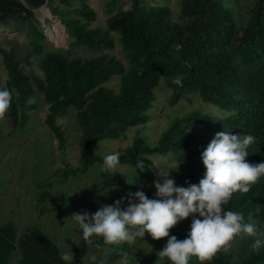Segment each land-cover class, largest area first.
I'll list each match as a JSON object with an SVG mask.
<instances>
[{"label":"trees","instance_id":"1","mask_svg":"<svg viewBox=\"0 0 264 264\" xmlns=\"http://www.w3.org/2000/svg\"><path fill=\"white\" fill-rule=\"evenodd\" d=\"M28 2L41 6L46 0ZM48 5L65 25L70 45L87 47L95 54L69 57L61 49H47L48 35L34 18L33 10L21 0H0V22L18 16L30 24L33 32L32 52L26 53L23 60L30 72L15 46L0 48L7 71L5 83L0 77V90L7 88L12 93L8 113L15 128L26 127L31 111L37 107L31 100L41 92L48 104L46 124L61 149L66 147L67 135L58 120L66 117L71 107L76 110V122L83 130L81 164H67L64 181L85 173L95 163L103 164L107 154L94 152L97 141L119 139L131 127L146 124L156 100L155 89L162 83L171 90L172 103L198 93L225 114L193 111L178 117L154 146L146 145L143 137L136 134L121 153L120 165L136 168L137 160H144L145 170L150 173L142 191L149 199L156 198L154 181L158 172L154 154L176 155L174 165L165 174L171 173L177 186L199 185L206 171L201 156L209 144L197 146L204 133L226 131L241 138L254 135L256 142L249 147L246 159L252 164L264 163V0L248 3L241 23L222 0H181L178 16L169 5L131 0L130 8L116 10L117 0H109L105 27L91 26L97 11L88 0H80L79 5L72 0H48ZM113 33L119 35L128 65L111 52L117 40ZM34 54L42 56L39 72L32 60ZM116 77L117 88L106 85ZM178 77L181 85L173 83ZM109 173H103L104 188L123 184L118 177L108 179ZM47 196L48 192H43L41 201ZM224 207L225 211L242 213L250 223L253 212L264 211V176L248 193H234ZM18 233L13 221L0 225V264H10L15 253L19 254L15 264H70L61 258L60 248L42 229L34 227ZM173 235L180 240L175 227L170 230V237ZM87 250L83 241L71 264H80ZM119 257L112 252L106 259L111 262ZM160 264L171 262L162 258ZM206 264H264V247L236 261L233 252L224 250Z\"/></svg>","mask_w":264,"mask_h":264},{"label":"rangeland","instance_id":"2","mask_svg":"<svg viewBox=\"0 0 264 264\" xmlns=\"http://www.w3.org/2000/svg\"><path fill=\"white\" fill-rule=\"evenodd\" d=\"M29 0H27L28 2ZM74 5H79L80 0H72ZM90 5L97 11V19L91 26H106L107 2L109 0H88ZM181 0H145L150 5H169L174 14L178 16ZM252 0H222L231 8L241 23L245 16V6ZM61 0H55L60 3ZM28 4L31 8L39 7ZM48 5V4H47ZM131 6V0H117L116 10L127 9ZM50 9L49 5L43 9ZM48 10V9H47ZM49 11V10H48ZM34 12V11H33ZM45 17V18H44ZM34 18L40 21L48 35L47 49H61L69 57L76 55L90 56L95 52L84 46H71V38L66 27L60 23V19L49 11L44 15L41 9L34 12ZM32 28L30 24L15 16L7 22H0V48L15 46L22 61L28 52H32L31 39ZM116 47L111 50L126 65L128 61L123 57L122 45L119 35L113 33ZM42 56L34 54L32 60L35 69L39 72V64ZM25 69L30 72L31 68L23 61ZM0 77L3 83L7 79V71L0 54ZM119 77L114 78L106 85L117 88ZM156 100L149 110L150 120L146 124L131 127L125 136L119 139H103L97 141L93 150L96 154L106 155L116 151L123 153L133 142L137 133L143 137L145 144L154 146L161 134L167 130L170 124L178 117H182L193 111H201L216 116H223L225 111L213 103L205 102L198 93H192L176 103H172L171 90L162 83L155 89ZM32 102L37 107L31 111L25 128H15L7 113L5 121L0 122V220H17L18 227L22 229L38 227L53 239L61 252L68 251L69 247L73 253V260L77 248L83 243L82 230L78 223L72 218L73 214L84 212L94 214L101 205H114L118 199H124L122 205L127 204L128 194L142 191L143 182L150 173L147 170L140 171L129 165H119L114 172L108 174V179H122L121 185H109L103 187L105 178L102 171L103 164L95 163L85 173H79L63 180L64 168L67 164L79 166L80 162V140L83 130L76 122V110L71 107L66 117L58 121L62 124L67 143L64 149L58 145V141L46 124L48 104L43 94L38 92ZM215 136V133H204L197 146L207 145ZM152 158L156 162L157 172L165 174L166 169L174 165L176 155L154 154ZM115 173L123 175L116 176ZM118 177V178H117ZM143 186V187H141ZM43 192L48 196L42 200ZM46 212L40 215V210ZM0 221V224H4ZM9 221V220H7ZM6 221V222H7ZM192 217L185 219L175 226L179 239L184 240L190 231ZM250 223L255 224L258 229L264 231V211L252 213ZM170 237V234H169ZM255 238L237 237L225 251H231L234 261L249 255L254 250L252 244ZM94 244L88 245L82 264H99L105 260V264H119L118 259L111 262L106 261L108 253L103 246L97 248L95 244L103 243L102 238H93ZM168 238L154 240L147 232L142 240L136 244L123 245L127 252L130 264H160L162 258L158 252L162 251ZM96 256V261L90 258ZM189 264H200L196 257L190 259ZM206 264V262H205Z\"/></svg>","mask_w":264,"mask_h":264},{"label":"clouds","instance_id":"3","mask_svg":"<svg viewBox=\"0 0 264 264\" xmlns=\"http://www.w3.org/2000/svg\"><path fill=\"white\" fill-rule=\"evenodd\" d=\"M173 83L181 85V78H175ZM12 101L9 89L0 90V122L6 120ZM255 142L256 137L251 134L241 138L232 132H217L202 152L206 171L199 185L177 186L170 178L171 173L161 174L159 171L158 179L154 181L156 198L149 199L144 191H137L128 194L126 208L121 207L122 198L114 205H101L94 214L84 212L73 214L72 218L82 230L87 245H93L95 237L102 238V245L94 246H108L105 252L119 254V264H130L123 245H135L146 232L154 240L168 238L158 256L167 258L171 264H189L192 257H196L200 264L210 262L218 253L227 250L237 237L255 238L251 247L258 251L264 247V231L246 222L242 213L225 211L224 207L234 193H248L264 176V163L252 164L246 159L249 147ZM143 161L137 160L136 172L137 169L145 170ZM120 163L119 151L107 154L102 171L114 172ZM189 217L192 222L187 238L178 240L174 235L169 238L170 230ZM61 258L71 264L73 253L70 247L61 252ZM90 259L95 262L97 258L92 256ZM99 264H105V260H100Z\"/></svg>","mask_w":264,"mask_h":264},{"label":"crops","instance_id":"4","mask_svg":"<svg viewBox=\"0 0 264 264\" xmlns=\"http://www.w3.org/2000/svg\"><path fill=\"white\" fill-rule=\"evenodd\" d=\"M40 215H41V212H40ZM7 220H9V221H13V222H15L16 223V225H17V227H18V222H16L15 220H12V219H7ZM6 220V221H7ZM1 221V220H0ZM4 222V221H1L2 223H4V224H0V225H5L7 222ZM19 228V227H18ZM34 228V227H33ZM27 229H30V228H26V229H20L19 228V233H18V235H21L22 234V232L23 231H25V230H27ZM46 233V232H45ZM53 240V239H52ZM54 241V240H53ZM55 242V241H54ZM56 243V242H55ZM18 258H19V254L18 253H15V255H14V257H13V259H12V261L10 262V264H15L16 262H17V260H18ZM84 258V257H83ZM120 258V257H119ZM116 259H118V258H116ZM106 261H107V259H106ZM82 262H83V260H82ZM82 262L80 263V264H82ZM108 262V261H107Z\"/></svg>","mask_w":264,"mask_h":264},{"label":"water","instance_id":"5","mask_svg":"<svg viewBox=\"0 0 264 264\" xmlns=\"http://www.w3.org/2000/svg\"><path fill=\"white\" fill-rule=\"evenodd\" d=\"M23 3H24V5H26V7H28V8H31V6L28 4V2H27V0H21ZM48 4V0H46V2L43 4V5H41V6H39V7H35V8H31L34 12H36V11H38V10H40V9H43L44 7H46V6H48L47 5ZM47 9L50 11V9L47 7ZM60 23L62 24V25H64L62 22H61V20H60ZM65 26V25H64Z\"/></svg>","mask_w":264,"mask_h":264},{"label":"bare ground","instance_id":"6","mask_svg":"<svg viewBox=\"0 0 264 264\" xmlns=\"http://www.w3.org/2000/svg\"><path fill=\"white\" fill-rule=\"evenodd\" d=\"M41 13H43L44 15H46V14H49V11L47 9H41Z\"/></svg>","mask_w":264,"mask_h":264}]
</instances>
